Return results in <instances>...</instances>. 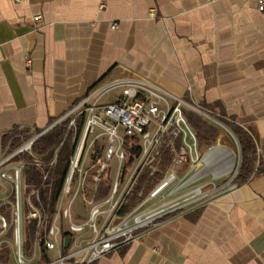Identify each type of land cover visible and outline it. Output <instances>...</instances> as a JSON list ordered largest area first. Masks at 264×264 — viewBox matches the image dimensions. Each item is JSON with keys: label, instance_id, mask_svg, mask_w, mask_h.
I'll return each instance as SVG.
<instances>
[{"label": "crops", "instance_id": "obj_1", "mask_svg": "<svg viewBox=\"0 0 264 264\" xmlns=\"http://www.w3.org/2000/svg\"><path fill=\"white\" fill-rule=\"evenodd\" d=\"M127 75L249 131L258 170L230 188L239 145L227 126L218 129L192 184H229L89 264H264V13L256 0H0V140L46 127L91 89Z\"/></svg>", "mask_w": 264, "mask_h": 264}, {"label": "built area", "instance_id": "obj_2", "mask_svg": "<svg viewBox=\"0 0 264 264\" xmlns=\"http://www.w3.org/2000/svg\"><path fill=\"white\" fill-rule=\"evenodd\" d=\"M256 8L264 13V0H256ZM32 21L39 23L41 15H34ZM110 26L112 29L117 28L114 22ZM30 62L31 59L27 57L26 65H30ZM184 109L216 120L196 105L158 85L127 75L113 78L91 89L66 113L46 127L18 130L29 134L35 132V135L22 138L11 136L12 131L3 136L0 140V186H9L11 191L9 197L0 203V210L4 209V212H0V235L10 232L12 240L2 241L4 244L0 252L7 250L8 259L0 261V264H26L30 257L36 258L34 264H89L124 244L140 239L145 230L180 210V207L174 206L147 217L144 213L149 212L148 210L134 214L146 202V197L154 186L157 185L151 192V197L178 180L177 171L186 163L187 166L181 172L185 171L184 178L192 176L193 181L196 167L205 161V154L199 150L196 134L183 114ZM80 116L83 117V122L77 133L76 124ZM64 121H67V128L73 130L72 148L55 212L49 218L47 209L39 200L40 187L27 191L25 168L33 166L40 172V186L49 181L56 165L58 148L53 157L46 160L45 154L35 153L32 146L39 136ZM16 139L20 143L13 147L12 143ZM61 144L62 142L59 146ZM166 152L172 153L173 157L171 164L162 173L161 161ZM145 171H148L150 178L158 173H162V177L146 194H143V189L135 193ZM236 173L237 168L230 182H233ZM102 184L109 186L108 191L97 198L96 193ZM233 187L235 183L230 185V188ZM84 188L87 189L86 192ZM79 194L88 204L87 219L75 222L72 217V202ZM135 194L141 198L140 202L131 211L119 215L121 207ZM24 195L27 196V203L23 206ZM202 196L204 195L200 194L198 197ZM60 216L64 220L62 234ZM101 216L109 220L101 237L75 249L77 239L86 225L91 226L92 232H99L96 221ZM110 218L120 221L114 224ZM28 220L35 223V239L30 256L24 252L25 223ZM67 236L70 241L68 247L64 248ZM42 237L45 253L49 258L44 263H40Z\"/></svg>", "mask_w": 264, "mask_h": 264}, {"label": "trees", "instance_id": "obj_3", "mask_svg": "<svg viewBox=\"0 0 264 264\" xmlns=\"http://www.w3.org/2000/svg\"><path fill=\"white\" fill-rule=\"evenodd\" d=\"M205 107V106H203ZM183 114L186 117L188 123L194 130L199 147L210 146L215 143L218 137V128L207 123L201 116L190 110H183ZM225 126H227L230 131L235 136L239 145V157L237 163V173L233 182L237 185L246 183L250 177L258 170V157L257 149L254 137L252 134L235 123L233 120L226 119L221 116L216 117ZM55 118L50 119L48 124L53 122ZM83 122V117L80 116L77 120V133L80 131ZM72 133L73 130L67 128V121L56 124L52 129H50L45 134L39 136L33 143L32 149L35 153L45 154V159L49 160L53 157V153L56 148H58L56 165L49 177V181L40 186V172L33 166H27L25 168V183L27 185V191L29 192L32 188L40 187V203L48 211L49 218L55 212V204L57 197L61 190V186L67 171L68 160L72 148ZM6 141V139H5ZM60 142L62 144L59 146ZM20 143L19 139L13 141L12 146L15 147ZM173 154L166 152L161 161V171L171 164ZM162 173L156 174L154 178L148 177V171H145L136 188L135 193L143 189V194H146L149 189L162 177ZM109 186L107 184H102L97 193L96 197L100 198L104 196L108 191ZM50 191V193H49ZM141 198L137 195H133L130 199L121 207L119 210V215H124L131 211L139 202ZM35 203H38L34 201ZM0 212H4L1 209ZM191 217L192 214H188ZM192 218V217H191ZM35 239V223L32 220H28L25 223V241H24V252L27 256L32 254L33 243ZM41 248V260L40 263L48 261V256L45 253V248L43 246V237L40 239ZM7 250H2L0 252V261H7Z\"/></svg>", "mask_w": 264, "mask_h": 264}, {"label": "rangeland", "instance_id": "obj_4", "mask_svg": "<svg viewBox=\"0 0 264 264\" xmlns=\"http://www.w3.org/2000/svg\"><path fill=\"white\" fill-rule=\"evenodd\" d=\"M197 107L199 109H201L203 112L212 116L211 113H209L205 108H202L200 106H197ZM190 111H193V110H190ZM196 114H198V113H196ZM198 115L201 116L205 121H207V123L217 127L220 131H227L226 126L221 121H219L217 119L211 120L208 117H205L203 115H200V114H198ZM35 134H36L35 132L33 134H29V133H26L25 131L16 130V131L12 132L11 136H20L23 138L26 135L32 136ZM234 139H236V138H234ZM204 149L206 151L205 146L199 148V150L201 152ZM184 166H187V163L184 164ZM184 166L182 168L183 170L185 169ZM182 169L177 171V176L179 178L178 180H176L174 183L166 186L158 194L151 197L150 194L156 188L157 185L154 186L149 191V193L146 197L147 198L146 202H144L134 214L145 212L148 210L149 212L144 213V216L147 217V216H149L153 213H156L160 210L167 211L168 209H171L174 206L180 207V209L185 210L191 206L196 205L200 201H204L211 193H216V192L221 191V189L224 188L226 184H229L228 183L229 181L226 183H221V184L215 185V186L212 184H192V179H191L192 176L191 177L188 176L190 178H186V177L184 178L183 175H184L185 171L181 172ZM233 173H232V175H233ZM197 174H198V171L196 170L195 176ZM232 175H230L229 180L232 178ZM198 190H200L201 192L198 193L197 192ZM10 191L11 190H10L9 186H7L5 188L0 186V203L5 201L9 197ZM86 191H87V189L84 188V192H86ZM200 194H202L204 196L199 198L198 196ZM186 198H187V200H184ZM26 203H27V196L24 195L22 198V205L24 206ZM72 207H73V213H72L73 221L78 222V221H85L87 219L88 204L83 200V198L80 194L73 199ZM110 219L113 221L114 224L118 223L120 221L119 219H116V218H110ZM108 223H109V220L106 217H104V216L99 217L96 221V227L98 230L100 229L98 233L92 232L91 226L89 227L88 225H86V229L83 230V233L77 239L75 249H78L80 247H84V245H86L85 243H87V242H93V241L99 239L101 237L104 229L107 227ZM59 226H60V232L62 234L64 232V228H63L64 227V220H63L62 216L59 217ZM88 227H89V229H88ZM4 240H9V241L12 240V236L10 235V232L5 233L4 236L0 235V248H1L2 244H4L2 242ZM61 241L63 243V237H62ZM35 261H36V258L30 257V259H27L26 264H34Z\"/></svg>", "mask_w": 264, "mask_h": 264}, {"label": "water", "instance_id": "obj_5", "mask_svg": "<svg viewBox=\"0 0 264 264\" xmlns=\"http://www.w3.org/2000/svg\"><path fill=\"white\" fill-rule=\"evenodd\" d=\"M69 241H70V237L69 236L65 237V239H64V248L68 247Z\"/></svg>", "mask_w": 264, "mask_h": 264}, {"label": "bare ground", "instance_id": "obj_6", "mask_svg": "<svg viewBox=\"0 0 264 264\" xmlns=\"http://www.w3.org/2000/svg\"><path fill=\"white\" fill-rule=\"evenodd\" d=\"M199 192V191H198Z\"/></svg>", "mask_w": 264, "mask_h": 264}]
</instances>
